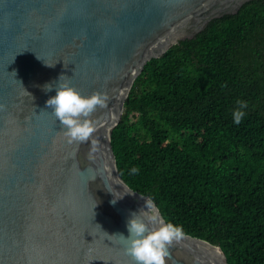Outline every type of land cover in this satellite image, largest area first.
<instances>
[{
	"label": "water",
	"instance_id": "obj_1",
	"mask_svg": "<svg viewBox=\"0 0 264 264\" xmlns=\"http://www.w3.org/2000/svg\"><path fill=\"white\" fill-rule=\"evenodd\" d=\"M248 1L0 0V264H135L115 234L128 235L146 200L164 216L121 177L113 130L151 59ZM61 74L82 95L109 97L89 117L92 159L91 143L68 144L46 106L55 90L44 85ZM166 264L229 263L185 234Z\"/></svg>",
	"mask_w": 264,
	"mask_h": 264
},
{
	"label": "trees",
	"instance_id": "obj_2",
	"mask_svg": "<svg viewBox=\"0 0 264 264\" xmlns=\"http://www.w3.org/2000/svg\"><path fill=\"white\" fill-rule=\"evenodd\" d=\"M238 100L248 107L237 125ZM112 145L123 180L166 220L229 264H264V0L151 59Z\"/></svg>",
	"mask_w": 264,
	"mask_h": 264
},
{
	"label": "clouds",
	"instance_id": "obj_3",
	"mask_svg": "<svg viewBox=\"0 0 264 264\" xmlns=\"http://www.w3.org/2000/svg\"><path fill=\"white\" fill-rule=\"evenodd\" d=\"M40 59L39 56H37ZM54 66V64H47ZM55 90V95L46 100V106L63 129V136L68 144L91 143L89 159L97 151V141L92 138L95 131L93 122L89 119L97 108H104L108 103L106 93L95 91L90 96L82 95L70 82V77L61 74L55 83L44 85V90ZM237 108L233 110V123L240 124L246 115L244 109L248 107L246 101L238 100ZM3 106L0 105V109ZM139 172L138 167L131 169V174ZM113 203L116 201L113 200ZM146 209L132 213L127 221L128 235L115 234L124 244V250L131 256L135 264H166L169 249L173 242L181 241L185 232L182 225L174 224L163 218L154 210L151 201L146 200Z\"/></svg>",
	"mask_w": 264,
	"mask_h": 264
}]
</instances>
